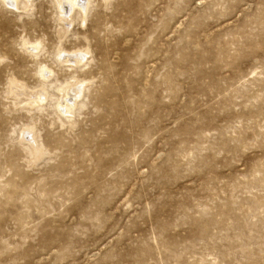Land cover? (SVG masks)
Returning a JSON list of instances; mask_svg holds the SVG:
<instances>
[{
	"label": "rangeland",
	"instance_id": "rangeland-1",
	"mask_svg": "<svg viewBox=\"0 0 264 264\" xmlns=\"http://www.w3.org/2000/svg\"><path fill=\"white\" fill-rule=\"evenodd\" d=\"M65 13L0 0V264H264V0Z\"/></svg>",
	"mask_w": 264,
	"mask_h": 264
},
{
	"label": "bare ground",
	"instance_id": "bare-ground-1",
	"mask_svg": "<svg viewBox=\"0 0 264 264\" xmlns=\"http://www.w3.org/2000/svg\"><path fill=\"white\" fill-rule=\"evenodd\" d=\"M5 1H7L8 3H11V4H13V5L16 6L17 0H5ZM87 1L88 0H56V2L58 4V7L61 10V12L62 11L66 12L65 14H62V15H65V17H69V14L74 10L75 7H81L83 9H86V7H87ZM38 47H39V45H36L34 48L33 47L32 48L33 49H36ZM71 58H74L75 60L73 61ZM86 58H87V52L84 53L82 51V53H80V51H79V52H76V53H73V54L65 55V56L62 57L61 60L63 62H72V63L73 62H76V64H78V63L80 64V61H83ZM51 73H52L51 70L45 69V70L42 71V77H45V79H47L48 75L50 76ZM74 83L78 85V87L76 89H74L75 90V94H73V95H75V98H77V97H79L81 95V92L83 90L82 88L84 87V85L83 84H80L77 79H75ZM77 85H74V86H77ZM67 89H68V86H64V87L59 88V90L64 91V94L68 93L67 92L68 91ZM64 94L60 98V101L58 102V104H59V108H60V110L62 112H65V111L67 112V111H69L71 109L72 106H74V101H72L70 98H69L70 99L69 100L67 97L64 98V96H65ZM42 99H44V98L41 97L40 100H42ZM33 101H36V100H33Z\"/></svg>",
	"mask_w": 264,
	"mask_h": 264
}]
</instances>
